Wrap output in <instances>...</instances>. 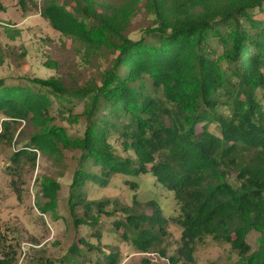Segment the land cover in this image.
<instances>
[{
    "label": "trees",
    "instance_id": "trees-1",
    "mask_svg": "<svg viewBox=\"0 0 264 264\" xmlns=\"http://www.w3.org/2000/svg\"><path fill=\"white\" fill-rule=\"evenodd\" d=\"M71 1L69 8L46 0L41 15L88 55L112 51L116 57L101 72L102 84L70 89L55 77L34 79L56 95L86 99L81 137L49 124L46 94L1 80L0 137L19 119L38 129L13 160L27 155L35 162L41 152L58 161L66 149L81 152L68 199L77 227L110 212L107 200L88 199L91 184L149 174L174 194L187 258L199 242L213 239L238 252L228 264H264V0ZM140 8L152 21L133 39L127 29ZM41 186L48 201L39 207L47 214L57 207L61 185L43 177ZM151 203L149 215L120 206L127 214L121 224L136 232L135 244L145 252L166 234L167 217L156 199ZM253 230L260 233L255 251L247 242ZM8 255L0 264H10ZM106 256L118 264L114 252Z\"/></svg>",
    "mask_w": 264,
    "mask_h": 264
},
{
    "label": "rangeland",
    "instance_id": "rangeland-1",
    "mask_svg": "<svg viewBox=\"0 0 264 264\" xmlns=\"http://www.w3.org/2000/svg\"><path fill=\"white\" fill-rule=\"evenodd\" d=\"M45 1L26 0L23 5L20 0H1L6 10L0 11V81L46 94L52 102L49 124L65 129L73 138L81 137L87 125L83 114L86 99L56 95L34 79L55 77L70 89L90 81L102 84L101 72L110 67L116 53L88 55L81 42L54 29L41 15ZM57 1L67 3L69 8L74 6L71 0ZM97 8L101 10L99 5ZM151 21L143 8L137 9L127 29L129 37L139 39ZM4 120L0 112V131ZM211 129L217 131L215 125ZM37 130L29 118L19 119L11 122L5 137H0V256L9 254L10 264H108L106 255L110 252L115 253L118 264H228L238 258V252L229 244L213 239L199 242L191 258L182 254L185 240L175 219L179 210L174 194L149 174L113 176L105 186L89 184L88 199L107 200L110 212L100 214L94 225L75 226L68 199L81 152L66 149L58 161L41 152L35 162L27 155L13 160L17 151L31 146V137ZM117 149L127 154L121 146ZM95 167L90 166V170ZM43 177L53 178L61 185L57 207L47 214L39 207L48 201L42 193ZM154 199L167 217L166 234H161L151 251L145 252L135 244L136 232L121 224L127 214L120 206H131L138 214L149 215ZM83 212L81 209L76 214L82 217ZM94 214L98 215L97 211ZM259 237L255 230L249 233L251 251L258 249ZM82 239L91 244L84 245Z\"/></svg>",
    "mask_w": 264,
    "mask_h": 264
}]
</instances>
